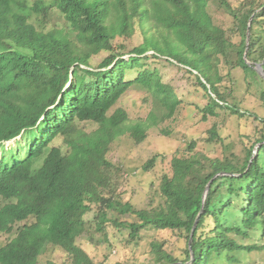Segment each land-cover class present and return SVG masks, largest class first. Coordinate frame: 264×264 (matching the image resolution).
I'll list each match as a JSON object with an SVG mask.
<instances>
[{
  "label": "trees",
  "instance_id": "16d2710c",
  "mask_svg": "<svg viewBox=\"0 0 264 264\" xmlns=\"http://www.w3.org/2000/svg\"><path fill=\"white\" fill-rule=\"evenodd\" d=\"M210 1L0 0V232L16 230L0 246V264H43L40 256L51 245L69 254V264H97L78 243L93 204H100L99 229L113 221L129 227L132 239L154 227L176 231L185 240L179 254L153 248L155 264H215L224 253L263 248L240 243L232 235L264 231V125L242 161L233 153L223 158L174 156L173 174L161 179L166 200L160 208L136 210L105 193L113 188V163L107 158L112 142L128 129L142 141L148 129L171 118L182 103L175 87L149 67L151 57L164 56L196 75L210 97L202 110L206 115H217V108L243 114L220 89L222 59L230 68L241 67L246 77L264 82L255 69L258 64L264 69V0H245L239 8L214 0L233 15L241 36L235 46L215 24ZM52 4L66 19L65 27L39 29L31 19L49 18ZM137 24L156 35H146L126 57L124 46L115 45L114 39L132 35ZM104 50L110 54L92 66L91 57ZM135 86L151 94L156 105L145 120L128 127L127 111L112 109ZM262 93L264 97V88ZM87 121L98 128L85 131L80 122ZM210 132L211 140L219 137L216 128ZM20 135L25 140L19 150H6L4 144ZM58 138L66 149L55 143ZM25 151L28 155L19 158ZM232 209L238 215L228 223L226 214ZM126 214L132 221H120Z\"/></svg>",
  "mask_w": 264,
  "mask_h": 264
},
{
  "label": "rangeland",
  "instance_id": "374dc122",
  "mask_svg": "<svg viewBox=\"0 0 264 264\" xmlns=\"http://www.w3.org/2000/svg\"><path fill=\"white\" fill-rule=\"evenodd\" d=\"M227 1L234 8H239L245 0ZM52 7L49 18L34 16L31 19L39 29L50 30L65 27L66 19L56 11L53 4ZM208 9L215 24L226 30L235 46V43L241 40V36L236 31L233 15L225 6L214 0L210 1ZM147 27L142 29L139 24L135 25L132 35L119 34L114 39V44L124 46L123 52H127L126 57H129L128 51L144 42L146 35L155 33L154 29ZM152 53L153 51L147 52L148 55ZM109 54L110 51L106 50L95 54L90 59L91 65L97 67ZM234 57L237 55L234 54ZM146 62L151 69L158 70L164 82L175 87L182 103L171 118L148 129L147 136L142 141L138 142L128 129L112 142L107 158L113 163V188L106 190L105 193L113 194L116 198L131 203L136 210L152 211L165 205L166 197L161 190V179L164 175L173 174L171 160L174 156L202 153L212 158H223L233 153L240 161L243 160L246 150L253 145L256 136L259 135L258 128L264 125L262 93L264 82L255 76L246 77L241 67L230 68L228 63L222 59L220 69L224 79L220 84V89L225 93L229 104L238 108L243 114L234 113L226 108H217V115H206L202 110L210 97L199 84L195 74L190 73L186 67L178 66L176 62L170 63L164 56L160 59L151 57ZM132 73L135 75L137 70H133ZM155 105L151 94L135 86L123 95L112 111L117 107L124 108L129 115L127 126L130 127L145 120L155 109ZM80 125L87 132L98 128L95 122H80ZM212 128H216L219 132V137L214 140L210 139ZM24 140V135H20L6 142L5 149L13 148L17 151L19 144H23ZM55 143L61 144L66 149L60 138ZM259 145L257 144L256 148ZM1 151L2 146H0V159L3 156ZM28 153L25 151L22 156H18L25 158ZM153 157H156L155 163L149 166L148 161ZM99 207L100 204H93L92 210L86 214L87 225H85L84 233L78 238V243L97 264H155L157 260L153 248H163L166 252L179 254L180 250L185 247V240L176 231L170 229L147 227L135 239L131 238L129 227L119 223L115 224L113 221L102 224L103 228L99 229L97 225ZM235 213V209L227 212L226 215L229 214L228 223L235 221L238 215ZM124 216H121L120 221L124 223L132 221L131 215ZM21 224V222L16 224L15 228ZM15 235L16 230L10 234L0 232V246ZM232 237L240 243L263 245V248L253 251L227 252L217 258L214 261L215 264H264V231L262 228L259 232L255 231L247 237L235 234ZM229 256H234V260L230 261ZM49 260L69 264L70 258L63 248L51 245L40 256L43 264ZM177 263L179 264V262L173 264Z\"/></svg>",
  "mask_w": 264,
  "mask_h": 264
},
{
  "label": "water",
  "instance_id": "95a60500",
  "mask_svg": "<svg viewBox=\"0 0 264 264\" xmlns=\"http://www.w3.org/2000/svg\"><path fill=\"white\" fill-rule=\"evenodd\" d=\"M253 18H254V15H252V17L250 18V25H251V22H252ZM250 25H249V28H250ZM249 43H250V29H248L247 45H249ZM247 51H248V47H247L246 52H245V58H247ZM255 69L258 71V73H259L262 77H264V69H263V67H262V64H258L257 66H255ZM259 146H260V145H259ZM257 152H258V148H256V151L254 152V155H253L252 159L254 158V156L256 155ZM221 174H224V173H221ZM219 175H220V174H217L215 177H217V176H219ZM215 177H214V178H215ZM214 178L211 179V181L208 183V185H207V189H206V191H205V193H204V196H203V207H202L201 212H200L199 216L197 217V219H196V221H195V223H194V226H193V228H192L191 239H190L191 241H192V237H193L194 231H195V229H196V227H197V224H198V221H199L200 215H201V213L203 212V209H204V207H205V201H206V198H207L208 193H209V191H210L211 183L213 182ZM193 259H194V254H193V252H192V260H193ZM177 264H178V263H177Z\"/></svg>",
  "mask_w": 264,
  "mask_h": 264
}]
</instances>
